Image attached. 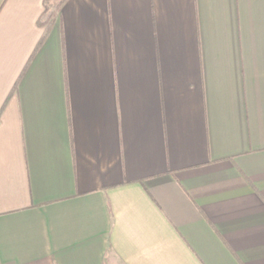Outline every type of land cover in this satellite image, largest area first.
Listing matches in <instances>:
<instances>
[{
    "label": "crops",
    "instance_id": "obj_1",
    "mask_svg": "<svg viewBox=\"0 0 264 264\" xmlns=\"http://www.w3.org/2000/svg\"><path fill=\"white\" fill-rule=\"evenodd\" d=\"M60 1L0 0V264H264V0Z\"/></svg>",
    "mask_w": 264,
    "mask_h": 264
},
{
    "label": "trees",
    "instance_id": "obj_2",
    "mask_svg": "<svg viewBox=\"0 0 264 264\" xmlns=\"http://www.w3.org/2000/svg\"><path fill=\"white\" fill-rule=\"evenodd\" d=\"M65 0H61L60 3H62ZM45 18L48 20H51L53 16L56 14L57 10H49L47 6H45Z\"/></svg>",
    "mask_w": 264,
    "mask_h": 264
}]
</instances>
